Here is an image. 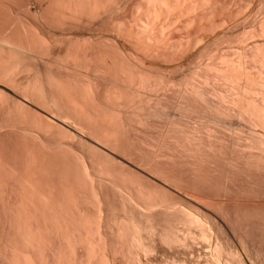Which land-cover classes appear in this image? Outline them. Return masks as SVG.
<instances>
[{
  "label": "bare ground",
  "instance_id": "obj_1",
  "mask_svg": "<svg viewBox=\"0 0 264 264\" xmlns=\"http://www.w3.org/2000/svg\"><path fill=\"white\" fill-rule=\"evenodd\" d=\"M38 11L61 35L0 36V80L68 128L0 94L32 137L0 147V264H264V0Z\"/></svg>",
  "mask_w": 264,
  "mask_h": 264
},
{
  "label": "rangeland",
  "instance_id": "obj_2",
  "mask_svg": "<svg viewBox=\"0 0 264 264\" xmlns=\"http://www.w3.org/2000/svg\"><path fill=\"white\" fill-rule=\"evenodd\" d=\"M9 1H10L9 4L4 5V7L6 9L3 7H1L3 9L0 8L2 11H4V12L0 13L1 14L0 18L1 17L4 18V20L2 18L0 19V24H1L0 29L2 27V30L0 31V33L1 32L2 33L0 34V36L7 37L10 34V36L12 38L16 39V37L19 38L18 36L26 35L28 33H29L28 34V37H29V36H31V34H34L35 32H40V31H43V32L45 31V33L48 32L49 35H52L53 37L55 36V38L58 37L59 35H61L59 28H58V30H59L58 31L57 28L50 27V25L43 24V22H42L43 20H42V17L40 15L38 9L41 6H44L45 0H9ZM39 3L40 4L42 3V4L39 6ZM253 11L255 12L258 10H253ZM254 12H252V14H254ZM258 12H260V11H258ZM258 12H255V14H257ZM260 13H258V14H260ZM253 16L256 17V15H253ZM259 16L260 15H257V17H259ZM1 22H4V24ZM6 26L7 27L9 26V27L6 28ZM5 31H6V33H5ZM7 31H8V33H7ZM246 36H244V38H243V36L241 37V41L243 40L242 41L243 44L245 43L244 40L245 41L247 40ZM238 41L240 42V39H238L236 42H238ZM242 43H240V44H242ZM24 75H25V73H21V75L19 74L18 77L23 78ZM0 94L3 96V99L7 100L8 102L11 101V102H15V103H20L21 105L23 104L22 108L26 112V114H28V115H30V114H32V115L36 114L37 115L38 114V115H41L44 117L47 116V118H49V120L51 122H55V124H56V122H58L59 124L61 123V125H64L65 127L68 128V125H67L68 121H65L66 122V124H65L63 120H60V118L57 117L56 114H54V112H55L54 110H53L54 112L51 113L50 111L52 110V108L48 109L45 106H42L39 103H37V101H34L33 99H31L27 96H23V94H21V92L19 93L16 88L14 89L13 87H11V85H9V83H6L2 80H0ZM15 113L17 114L16 110L15 111L10 110L9 112L2 110L0 113V117H1V115H2V117L5 116L4 119L6 121V122H4L5 125H2V124L0 125V142H1L0 145L5 144L7 148L4 145H3V147H2V145L0 147L1 148L5 147L6 150L9 148H12L11 151H13V152L15 150L16 151L19 150L18 152L20 153L21 152L20 150H22V149L19 146L22 145L26 140L30 141L32 139V137H31V139H28L30 137L29 131L25 132L24 133L25 136H23L24 131H22L18 127V125L14 122V121H16V118H15L16 114ZM82 137L86 140H89L88 137L85 135H83ZM28 141H26V142H28ZM6 143H11L12 147L10 146V144L8 146ZM15 147L16 148L18 147V148L14 149ZM21 147H23V145ZM79 149H80V147H79ZM76 151L79 152L78 150H76ZM0 210H1V208H0ZM178 255L179 256L175 257L177 259L179 258L178 260H180V257H181V259H184V257H185V258L191 259V261L194 262V260L196 258L194 256L195 253L192 254L193 256H191L193 259L189 255L188 256L186 255L187 257L186 256L183 257L180 254H178ZM161 258L164 259V256H162Z\"/></svg>",
  "mask_w": 264,
  "mask_h": 264
}]
</instances>
